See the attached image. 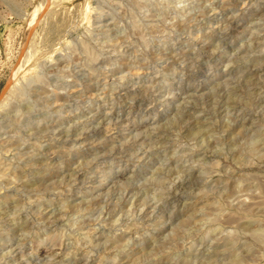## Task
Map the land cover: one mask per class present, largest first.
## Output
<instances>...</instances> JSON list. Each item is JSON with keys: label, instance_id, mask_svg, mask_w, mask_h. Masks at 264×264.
Segmentation results:
<instances>
[{"label": "rangeland", "instance_id": "1", "mask_svg": "<svg viewBox=\"0 0 264 264\" xmlns=\"http://www.w3.org/2000/svg\"><path fill=\"white\" fill-rule=\"evenodd\" d=\"M47 3L0 0V264H264V0Z\"/></svg>", "mask_w": 264, "mask_h": 264}, {"label": "water", "instance_id": "2", "mask_svg": "<svg viewBox=\"0 0 264 264\" xmlns=\"http://www.w3.org/2000/svg\"><path fill=\"white\" fill-rule=\"evenodd\" d=\"M48 4H49V0H48V3H47V5H46V8H45V9L48 8ZM31 32H32V31H31ZM31 32L29 33L28 40H27V43H26V44H28L29 38H30V36H31ZM26 46H27V45H26ZM26 46H25V49H26ZM25 49H24V51H25ZM8 90H9V82L6 84V86L4 87L2 93L0 94V102H1L2 99L5 97V95H6V93L8 92Z\"/></svg>", "mask_w": 264, "mask_h": 264}, {"label": "bare ground", "instance_id": "3", "mask_svg": "<svg viewBox=\"0 0 264 264\" xmlns=\"http://www.w3.org/2000/svg\"><path fill=\"white\" fill-rule=\"evenodd\" d=\"M246 3V2H245ZM32 19V18H31ZM33 26V25H32ZM22 66V65H21ZM10 82V81H9ZM158 157V156H157ZM38 164V163H37ZM18 227V226H17ZM2 258H3V256H2ZM3 262V261H2Z\"/></svg>", "mask_w": 264, "mask_h": 264}]
</instances>
